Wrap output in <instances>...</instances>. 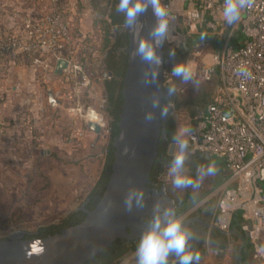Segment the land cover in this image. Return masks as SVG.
I'll list each match as a JSON object with an SVG mask.
<instances>
[{"label":"built area","instance_id":"2783aa9c","mask_svg":"<svg viewBox=\"0 0 264 264\" xmlns=\"http://www.w3.org/2000/svg\"><path fill=\"white\" fill-rule=\"evenodd\" d=\"M224 2L162 0L170 12L166 43L176 49L199 27L218 36H227L230 27L231 30L237 28L243 36L236 45L227 39L221 52L213 56L214 64L203 66L205 77L211 80L219 65L223 85L215 99L192 121L187 138L193 151L222 159L231 173L232 182L222 190L211 224L230 231L233 216L240 211L241 231L253 244L255 258L264 260V0H248L239 21L232 24L223 16ZM74 7L73 0H47L37 17L17 11L25 36L16 32L0 34V71L10 56L21 53L48 78L57 73L58 61L66 59L69 67L59 75L64 76L66 82L75 81L79 88L89 87L90 75L69 55L73 38L68 16ZM240 68L246 69L248 75L241 74ZM173 79L171 70L166 69L165 85ZM78 111L83 113L87 125L95 121L102 126L103 116L97 111L83 107ZM36 127L32 121L30 130ZM3 134L4 129L0 127V137ZM11 138V145L18 143L17 137ZM18 145L13 148L16 160H20ZM210 253L213 259L200 261V264H229L222 258L223 250L213 249Z\"/></svg>","mask_w":264,"mask_h":264},{"label":"rangeland","instance_id":"374dc122","mask_svg":"<svg viewBox=\"0 0 264 264\" xmlns=\"http://www.w3.org/2000/svg\"><path fill=\"white\" fill-rule=\"evenodd\" d=\"M73 2L75 7L68 16L73 38L69 50L73 53L71 58L77 62L76 56L81 43L95 32V22L107 17L113 0H73ZM46 3L47 0H41L42 6ZM100 25L102 26L101 23ZM216 53L209 44L200 43L191 48L187 60L182 58L178 61V63H185V66L190 69L192 80L187 83L181 80L179 84L178 94L183 105L174 110L177 131L191 125L193 121L191 111L197 103H209L213 95L222 87L221 74L214 71L212 79L209 80L203 73L205 64H214L213 56ZM97 55L102 57L99 53ZM217 67L219 65H216ZM87 68L91 77L90 86L82 89L76 85L75 81L63 80L66 83L63 84L62 90L68 92V96L70 95L66 98V104L43 118L45 125L41 129L42 135H46L50 140L49 137L57 127V133L61 132L62 135L61 140L57 143H49L51 140L40 144L32 142L34 132L30 130V125L34 118L31 116L27 120L29 125L18 131V136L27 142L21 152L20 144L17 147L20 160L9 157L10 154L8 157L0 158V227L6 226L0 235L10 238L14 233L18 235L34 233L47 222L56 221L58 217L80 207L87 196V189L92 187L98 179L102 167L103 148L109 137L108 117L104 113L105 71L101 60L98 63L97 61L90 63ZM60 85H53V88L56 91L58 89L62 94ZM59 92H57L58 95ZM43 106L47 110L49 103H42ZM81 107L95 110L103 116L101 134L87 133V121L82 117L83 113L78 111ZM39 110L40 108L38 112L42 115V111ZM185 138L188 139L187 136ZM16 144L12 143V150ZM175 150L174 147L172 155ZM195 152L191 148L188 150L185 161L186 175L195 179L198 167L210 162H214L217 168L216 174L204 177L199 187L174 188L168 169L164 172L163 184L169 198L178 203L187 199L193 200L189 213L187 210L181 214L184 224L191 218L201 219L202 213L205 212H211L215 217L224 188L222 183L225 172L222 159L213 155L204 159L201 154H194ZM55 153L65 159L57 158ZM211 206L213 210L210 209ZM4 217L9 218L5 220V224L2 221ZM235 253L234 245H231L223 259L229 264H237ZM127 257L123 261L124 264H136L135 254Z\"/></svg>","mask_w":264,"mask_h":264},{"label":"water","instance_id":"95a60500","mask_svg":"<svg viewBox=\"0 0 264 264\" xmlns=\"http://www.w3.org/2000/svg\"><path fill=\"white\" fill-rule=\"evenodd\" d=\"M134 29L126 27L128 35V66L125 76L124 104L119 123V134L115 138V161L110 181L102 199L88 212L86 218L60 233L46 237L25 238L19 234L7 240H0V264H86L101 255L118 240L138 241L147 230L153 216L166 209L161 203L154 210L147 209L149 200H165L169 209L181 217L189 208L178 211L176 202L166 194L165 185L154 187L152 172L160 157V143L168 138L164 121L168 115L165 103L167 89L165 70L168 66L164 43L157 49L162 64L156 80L151 79L155 65L142 61L134 51L142 37H148L156 22L149 7L139 18ZM69 67L66 59L57 63L56 72L62 74ZM58 93H49L50 103H60ZM154 100L159 107H154ZM166 114H161V109ZM151 113L152 119H147ZM89 127L98 135L102 126L92 121ZM174 148V142L171 144ZM43 152V151H42ZM172 153V151H171ZM207 157L211 154L206 153ZM142 192V204H138L136 194ZM132 198L131 207L128 205ZM143 206H147L143 209ZM153 214V215H152ZM200 221L199 219H196ZM189 220L186 223V227ZM213 226L212 224H208Z\"/></svg>","mask_w":264,"mask_h":264},{"label":"trees","instance_id":"16d2710c","mask_svg":"<svg viewBox=\"0 0 264 264\" xmlns=\"http://www.w3.org/2000/svg\"><path fill=\"white\" fill-rule=\"evenodd\" d=\"M118 0H113L110 11L107 17L99 19L95 22V32L90 34L80 45V50L78 52L77 62L88 71V65L92 62L97 63L101 60L104 65V88L106 93V101L104 104V113L108 117V132L109 137L107 139V144L103 148V157L101 161L102 167L100 168V175L96 180L95 184L88 188L86 191V198L83 200L90 201V211L93 210L103 197L105 189L110 181L112 174V167L115 161V138L119 134V123L121 120V112L124 104V80L127 72L128 66V35L126 26L124 23V15L116 11V5ZM102 24V26L100 25ZM228 32L227 36L222 35H212L208 33H199L197 35L188 36L186 42L175 49L176 55L170 56L169 50L171 49L169 45L164 42L165 50L168 52L166 55L168 60L167 68L172 70L175 63L184 58L188 59L189 52L191 48L200 43H207L211 46V49L217 53H220L226 40L229 39L230 43L239 44L243 38L239 29L231 30ZM232 31V33H231ZM101 54L99 57L97 54ZM71 50L69 55L72 56ZM185 64V63H184ZM93 71V68H92ZM219 75L221 74L220 67L215 69ZM181 79H173L172 84L175 87V92L173 95L165 97L166 109L168 115L164 121L167 133L168 143H173V136L177 132L176 121L174 110L183 105V101L180 100L178 89ZM168 84V85H169ZM220 84L223 85L222 79L220 77ZM166 86V89L168 88ZM215 97L209 101L214 100ZM208 102L202 104L197 103L196 106L191 111V116L193 120L195 117L205 108ZM164 139H162L163 143ZM160 143V157L156 161V167H160L159 175L160 181L163 183L165 180L164 172L168 169L173 155L168 152L167 149H162ZM190 148V147H189ZM208 159L207 155L204 153H194ZM57 158L59 157L55 153ZM65 159V158H62ZM224 165V163H223ZM193 200L187 199L183 202H176L178 206V211L185 210L189 208ZM81 207V206H80ZM80 207L72 209L63 216L58 217L56 221L47 222L46 224L40 226L34 233H27L25 238L33 237H46L49 235H54L56 233L62 232L64 229L74 226L82 222L88 212ZM213 210V206L211 208ZM214 214L211 212H205L203 217V223L199 221H193L188 225L189 231L192 233L190 236V241L188 247L192 250H197L200 253V258L203 256L206 245H210L214 249L226 250L231 245L235 248V258L237 264H264V260H259L254 256V246L249 241L245 233L241 231L242 214L240 211L236 212L233 216L232 227L229 232L223 231L217 227L210 226L211 220L214 219ZM12 218V217H10ZM5 220H9L8 217H4ZM206 224V225H205ZM6 229V226L0 227V233ZM9 237L0 235V240H7ZM138 241L125 239L124 241L118 240L111 247L106 249L101 255L95 256L89 260L86 264H119L126 256L135 252L136 244ZM177 258L171 256L169 258V264H176Z\"/></svg>","mask_w":264,"mask_h":264},{"label":"clouds","instance_id":"9594fccd","mask_svg":"<svg viewBox=\"0 0 264 264\" xmlns=\"http://www.w3.org/2000/svg\"><path fill=\"white\" fill-rule=\"evenodd\" d=\"M248 6V0H225L223 5V16L229 24L239 21L241 11ZM151 7L152 14L156 18L155 24L149 31L148 37H142L137 44L134 55L149 65H155L151 72V79L154 81L159 75V66L162 64L161 56L157 49L168 40L170 26V12L162 0H118L116 11L124 15L125 26L134 29L139 23V17ZM170 56H175V49L169 50ZM239 72L248 75L244 68ZM171 76L183 80L185 83L192 80V73L183 62L175 63L171 70ZM175 87L168 85L167 93L173 95ZM154 107H159V101L154 100ZM161 114H166L161 109ZM152 119L149 113L146 117ZM191 134L190 128H181L173 136L175 151L168 166V175L172 179L174 188H197L200 181L206 176H213L217 172L214 162L201 165L197 169V176L185 174V161L189 150V141L185 137ZM138 204H142L143 193L136 194ZM132 198L129 197L128 205L131 207ZM192 233L185 226L184 221L175 211L165 209L161 214L157 212L149 227L138 240L135 248L136 264H169V257L177 258L176 264H200V253L197 250L189 249L188 242Z\"/></svg>","mask_w":264,"mask_h":264},{"label":"crops","instance_id":"0c3cea01","mask_svg":"<svg viewBox=\"0 0 264 264\" xmlns=\"http://www.w3.org/2000/svg\"><path fill=\"white\" fill-rule=\"evenodd\" d=\"M42 8L43 6L41 4V0H0V34L16 32L21 34V36H25L24 31L19 25L20 20L16 16V12L22 10V13L34 18L40 15ZM199 33H206V31L204 28L199 27V29L193 31L192 35H197ZM45 77L46 76L41 72V70L27 62L21 53L12 55L6 60L3 69L0 71V127L4 129V134L0 137V158L2 156L8 157L10 154L9 157H14L16 160V153L12 150L10 139H12V136L17 137L16 142L20 145L22 144L21 147L24 149L27 142L18 136V131L28 126L29 122L27 120L31 116L34 118L33 122L37 125L36 129L32 130L34 132V140L32 142L40 144L41 142L43 143L46 140H49L46 135L45 137L41 133V129L45 125L43 118L51 111H56L59 108H62L63 105L66 104V98L70 95L68 96V92L62 90V87L66 83L63 81L64 76L59 75L58 73H52L48 76V78ZM56 84H61L62 94L58 89L57 91L54 90L55 88H53V85ZM50 92H59V95L57 96L63 101V103L61 101V103L51 104L49 99ZM217 93L218 91L213 95V97H215ZM42 103H49L47 110L44 106L42 107ZM39 108V111H42V115L38 112ZM51 124L49 125L51 126ZM56 128L53 134L49 137L51 140H49V143H57V141L61 140V132L57 133L58 129ZM59 128L61 127L59 126ZM89 132L96 134V132L88 125L87 133L89 134ZM21 167L23 166L21 165ZM224 172L225 178L222 183L223 187L232 182L231 173L225 168V166ZM191 207L192 206L189 207L188 213ZM204 214L205 213H202V217L199 219V222L203 224L204 222L202 220ZM189 243L192 245L190 239L188 244ZM213 249L214 248L210 245H206L205 252L200 258V261L212 258L210 252ZM228 249L223 250V257ZM132 254H135V252ZM123 261L119 264H124Z\"/></svg>","mask_w":264,"mask_h":264},{"label":"flooded vegetation","instance_id":"af4514ba","mask_svg":"<svg viewBox=\"0 0 264 264\" xmlns=\"http://www.w3.org/2000/svg\"><path fill=\"white\" fill-rule=\"evenodd\" d=\"M164 139V138H163ZM171 144L172 143H168V140L165 138L163 143L161 142V147H163L162 149H167L169 153H171L172 151V147H171ZM160 166V165H159ZM157 166L156 167V163H155V166H154V169H153V172H152V182H153V186L156 187L157 189H161L163 183L160 181V175H159V171H160V167ZM161 203H163L164 207L166 209H169V204L167 202H165V200H158V199H151L149 200V205L148 207L147 206H143V209L144 210H147V209H151L154 210V208L157 207V205H160ZM147 207V209H146ZM84 212H89L90 211V201L86 200L84 203H82L81 207ZM153 215V214H152ZM193 220H195V218H191L189 219V223H191ZM212 223V222H211ZM15 236H18V233H14L12 234L10 237H15Z\"/></svg>","mask_w":264,"mask_h":264}]
</instances>
